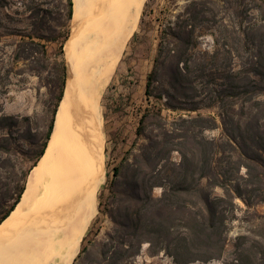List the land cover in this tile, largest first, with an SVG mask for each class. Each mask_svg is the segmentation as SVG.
<instances>
[{
  "label": "trees",
  "instance_id": "16d2710c",
  "mask_svg": "<svg viewBox=\"0 0 264 264\" xmlns=\"http://www.w3.org/2000/svg\"><path fill=\"white\" fill-rule=\"evenodd\" d=\"M184 1L159 24L145 83L149 106L114 168L106 210L111 229L78 256L90 254L88 264H132L143 243L175 264L221 259L236 201L264 204V0ZM73 6V0H0V94L13 78L34 76L47 90L49 115L41 123L38 116H0V224L21 201L51 139L65 94ZM208 36L213 48L204 50ZM218 128L219 138L206 135ZM26 134L35 151L29 169L17 167ZM156 187L162 188L157 200ZM103 206L100 199L101 212ZM249 241L238 237L237 261L264 264V236Z\"/></svg>",
  "mask_w": 264,
  "mask_h": 264
},
{
  "label": "bare ground",
  "instance_id": "6f19581e",
  "mask_svg": "<svg viewBox=\"0 0 264 264\" xmlns=\"http://www.w3.org/2000/svg\"><path fill=\"white\" fill-rule=\"evenodd\" d=\"M68 75L45 154L0 224V264H73L98 211L101 98L146 0H73Z\"/></svg>",
  "mask_w": 264,
  "mask_h": 264
},
{
  "label": "rangeland",
  "instance_id": "374dc122",
  "mask_svg": "<svg viewBox=\"0 0 264 264\" xmlns=\"http://www.w3.org/2000/svg\"><path fill=\"white\" fill-rule=\"evenodd\" d=\"M185 4L184 0H146L136 31L127 42L112 79L102 95L100 110L104 134L103 181L98 193V211L82 241L80 251L86 245L90 251V241L97 236L105 239L107 232L111 229V222L106 210L110 208L113 202L107 200L108 189L114 178V168L121 164L136 139V129L141 112L149 106L145 95V83L147 74L153 66L157 30L161 22L173 18L183 9ZM70 28L72 30V21ZM212 46L211 37L208 36L202 40V49L211 50ZM13 83L8 87L7 94H0V116H38L39 123L42 122L41 119L49 118L48 107L45 103L48 99L47 90L40 87L36 77L29 75H24L21 78L16 77L13 78ZM164 113L170 116L176 115V113L167 111ZM206 135L209 138H219L221 128L209 130ZM31 137V134L25 135L28 140L23 147L26 155L19 156L18 168L29 169L33 166L32 160L35 151L30 150V142L33 141ZM142 141L144 142L143 139ZM173 158L179 161L180 156L174 153ZM216 194L222 195V190L217 189ZM152 195L156 200L159 199L162 195V188H154ZM100 199L103 200L105 206H103V212L99 210ZM119 200L120 196L117 199L118 203H120ZM236 203V218L232 221L229 218L227 221L228 241L223 257L209 262L191 264H241L236 259L238 256L236 252L238 237L247 236L250 239L249 245L255 244L257 240H262L264 236V204L248 206L239 199ZM228 216L231 217V215ZM90 260V254L85 253L79 258L77 257L73 264H88ZM130 262L132 264H175L173 258L164 251L152 255L148 243H143L139 254ZM257 262L260 261L257 260Z\"/></svg>",
  "mask_w": 264,
  "mask_h": 264
}]
</instances>
